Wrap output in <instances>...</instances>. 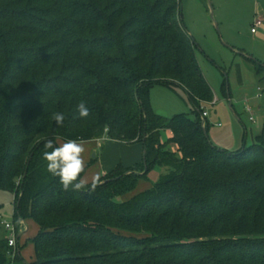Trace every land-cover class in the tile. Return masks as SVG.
<instances>
[{
	"label": "trees",
	"instance_id": "16d2710c",
	"mask_svg": "<svg viewBox=\"0 0 264 264\" xmlns=\"http://www.w3.org/2000/svg\"><path fill=\"white\" fill-rule=\"evenodd\" d=\"M180 4L0 0V191L15 194L18 233L27 218L39 227L33 263L19 250L12 258L1 234L0 264H264V123L236 153L212 143L202 105L214 95L198 44L176 21ZM245 59L264 98V65ZM159 84L182 88L193 117L156 114ZM51 138L142 144L146 155L65 190L46 171ZM156 166L168 172L151 183ZM142 183L151 185L139 192Z\"/></svg>",
	"mask_w": 264,
	"mask_h": 264
},
{
	"label": "rangeland",
	"instance_id": "374dc122",
	"mask_svg": "<svg viewBox=\"0 0 264 264\" xmlns=\"http://www.w3.org/2000/svg\"><path fill=\"white\" fill-rule=\"evenodd\" d=\"M180 5L176 21L186 27L198 44V63L216 99L215 104L202 105L210 115L206 120L208 136L215 146L236 153L245 143L248 146L254 143L264 123L263 84L254 66L245 59L247 56L264 65L263 31L252 34L255 22L264 19V0H181ZM150 98L153 111L160 116L193 117L195 107L180 87L155 85ZM248 106L253 114L247 112ZM250 117L255 123L250 122ZM234 137L237 145L233 148L228 145L233 143ZM170 138L169 131L160 132L161 144H167ZM104 141L81 142L85 149L83 182L99 179L104 170L110 169L112 161L126 162L134 155L133 149L124 143ZM64 142L62 138L57 139V143ZM168 149L177 152L174 145H169ZM103 150H109L104 159ZM167 172L168 169L156 166L149 175L151 183H156ZM151 183H142L138 191L150 187ZM14 214L15 194L0 191V235H8L2 222L14 223ZM22 222L25 230L19 234L18 250L26 262L33 263L36 253L32 240L38 235L39 227L33 219L27 218L20 222L19 229Z\"/></svg>",
	"mask_w": 264,
	"mask_h": 264
},
{
	"label": "clouds",
	"instance_id": "9594fccd",
	"mask_svg": "<svg viewBox=\"0 0 264 264\" xmlns=\"http://www.w3.org/2000/svg\"><path fill=\"white\" fill-rule=\"evenodd\" d=\"M80 118L89 116V108L86 103L77 105ZM51 119L56 126H61L65 120L62 112L53 113ZM43 159L46 161V171L59 179L65 190L69 188L80 190L85 187L82 173L85 170V163L82 158L84 147L81 142L69 139L64 143H57L55 138L48 139L44 145Z\"/></svg>",
	"mask_w": 264,
	"mask_h": 264
},
{
	"label": "built area",
	"instance_id": "2783aa9c",
	"mask_svg": "<svg viewBox=\"0 0 264 264\" xmlns=\"http://www.w3.org/2000/svg\"><path fill=\"white\" fill-rule=\"evenodd\" d=\"M260 31H263L264 33V19L259 18L255 24L252 27V34L256 35L258 34ZM215 104V102L213 103ZM247 112L249 114H253V110L248 106L247 107ZM208 118V112H206L203 109V113H202V119L204 121H206V119ZM250 121L255 123V119L253 117H250ZM23 225V223H22ZM2 226H4L5 231L7 232V239H8V243H9V247L12 249L11 253L9 255L12 256V258H14L18 252V238H19V233L16 230V227L13 223L10 222H2Z\"/></svg>",
	"mask_w": 264,
	"mask_h": 264
},
{
	"label": "crops",
	"instance_id": "0c3cea01",
	"mask_svg": "<svg viewBox=\"0 0 264 264\" xmlns=\"http://www.w3.org/2000/svg\"><path fill=\"white\" fill-rule=\"evenodd\" d=\"M262 34L264 35V33L262 32ZM262 37H264V36H262ZM214 102H216V99H214ZM213 102V103H214ZM210 115L208 114V117H209ZM208 119V118H207ZM206 122V121H205ZM251 122V121H250ZM170 135H171V133H170ZM96 141H98V140H96ZM110 140H105L104 142H109ZM113 142V141H112ZM114 142H116V141H114ZM237 145V141H236V138L234 137V141H233V143H231V144H229L228 146H232L233 148H234V146H236ZM131 147V149H133V153H134V155L132 156V158H129L126 162H124V161H119V162H117V161H112V163H110L111 164V166H110V169H108V170H104L103 172H102V174H101V176H100V178L99 179H97V180H94L93 182H89V183H86V182H84V184H91V183H94V182H96V181H98V180H100V179H102L103 177H105L108 173H110L111 171H113L117 166H118V164H120V162L126 167V168H130V167H133V166H135V165H137V164H139L140 162H142L143 161V157H144V147H143V145L142 144H136V145H133V146H130ZM109 153V150H103V152H102V158L104 159L105 157H107V154ZM23 223V222H22ZM25 227H24V224H23V226L20 228V231H19V233L20 232H24V229ZM22 229V230H21ZM6 237H7V235H6Z\"/></svg>",
	"mask_w": 264,
	"mask_h": 264
},
{
	"label": "water",
	"instance_id": "95a60500",
	"mask_svg": "<svg viewBox=\"0 0 264 264\" xmlns=\"http://www.w3.org/2000/svg\"><path fill=\"white\" fill-rule=\"evenodd\" d=\"M145 155H146V152H144V157H145Z\"/></svg>",
	"mask_w": 264,
	"mask_h": 264
}]
</instances>
